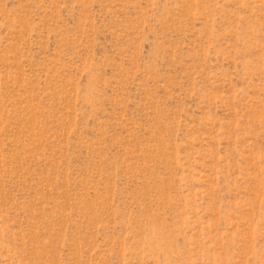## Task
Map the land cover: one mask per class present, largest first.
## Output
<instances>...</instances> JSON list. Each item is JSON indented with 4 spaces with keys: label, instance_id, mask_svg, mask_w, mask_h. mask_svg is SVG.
<instances>
[{
    "label": "rangeland",
    "instance_id": "374dc122",
    "mask_svg": "<svg viewBox=\"0 0 264 264\" xmlns=\"http://www.w3.org/2000/svg\"><path fill=\"white\" fill-rule=\"evenodd\" d=\"M0 264H264V0H0Z\"/></svg>",
    "mask_w": 264,
    "mask_h": 264
}]
</instances>
